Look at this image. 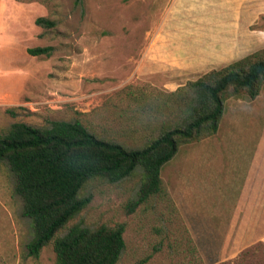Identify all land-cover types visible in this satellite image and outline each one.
<instances>
[{"label":"rangeland","instance_id":"obj_1","mask_svg":"<svg viewBox=\"0 0 264 264\" xmlns=\"http://www.w3.org/2000/svg\"><path fill=\"white\" fill-rule=\"evenodd\" d=\"M173 1L0 0V133L14 122L46 127L79 120L100 138L141 147L179 114L177 100L191 94L189 82L264 48V0H238L239 15L210 12L211 0ZM195 2L202 8L193 11ZM171 10L189 27L161 28ZM40 17L53 25L36 23ZM251 17L244 30L234 29ZM235 31L248 34L237 52L224 35ZM45 46L49 54L27 51ZM258 151L263 155L264 84L253 99L226 94L217 132L180 144L162 167L163 192L129 210L140 168L118 182L92 178L79 191L89 203L57 235L73 224L122 223L125 248L116 264H264L259 245L217 258L226 225L221 193L234 194L233 175L245 172L240 163ZM14 184L0 162V264H56L52 241L37 258L25 255L32 232Z\"/></svg>","mask_w":264,"mask_h":264},{"label":"trees","instance_id":"obj_2","mask_svg":"<svg viewBox=\"0 0 264 264\" xmlns=\"http://www.w3.org/2000/svg\"><path fill=\"white\" fill-rule=\"evenodd\" d=\"M261 18L264 21V16ZM36 23L53 25L42 17ZM50 49L27 51L38 55L49 54ZM263 84L264 48L208 71L189 82L191 94H179V114L136 148L100 138L79 120H54L46 127L12 123L0 133V162L12 172L22 215L30 222L32 234L25 255L37 258L52 241L56 264H116L125 248L122 223L95 228L73 224L57 235L89 203V196L79 195L83 185L95 177L118 182L140 168L137 196L128 205L133 210L163 192L161 169L180 144L217 132L227 93L243 92L253 99Z\"/></svg>","mask_w":264,"mask_h":264},{"label":"crops","instance_id":"obj_3","mask_svg":"<svg viewBox=\"0 0 264 264\" xmlns=\"http://www.w3.org/2000/svg\"><path fill=\"white\" fill-rule=\"evenodd\" d=\"M178 3H180L178 0L173 1V4ZM193 4L196 6L193 11L201 7L199 6L201 5L200 2H195ZM224 4L227 6L225 7ZM238 7V0L231 1L230 3H220L219 0H211L208 9L214 14L221 13L224 15L233 11V13L239 15L240 12H242V9H240V7L238 9ZM176 12L177 11L175 10L167 12L166 16L163 18L164 23L161 24V28L167 27L169 30L173 31V28L177 26L178 23L188 22L174 20L172 17ZM197 12H201V10ZM179 14H185V12L180 10ZM254 19V17L244 18L242 20L239 19V23L234 24V29L241 25V28L244 30L247 25L254 21ZM226 22L231 23V21ZM189 24L190 22H188L187 25L181 24L180 27H189ZM197 28L200 29L201 26H198ZM230 29L231 28L228 30ZM170 33V38L175 36L174 33ZM224 35L231 38V40L238 46L237 48L232 45L229 47L230 50H233L234 52L239 51L242 47L241 36H248L246 32L238 33L236 31L225 33ZM216 47L217 46L214 44L210 46V50H216ZM255 154L256 156L250 157L249 160H244L243 163H240L244 165L243 168H245V172L240 175H233L235 177L234 194L231 195V192H228L229 190H225L223 194L221 193L220 206L222 207L221 210L225 213L224 219L226 225L221 234V240L219 241V247L217 250V258L219 262L235 257L248 246L259 245L264 250V153L263 155H260L262 153L258 151ZM247 165H251L249 170L246 168ZM254 165L255 167H253ZM226 195L231 196L232 200L227 199L223 204ZM221 218H223V216Z\"/></svg>","mask_w":264,"mask_h":264}]
</instances>
